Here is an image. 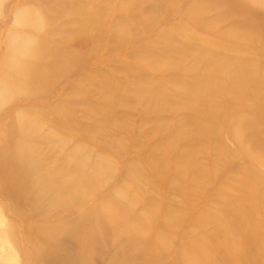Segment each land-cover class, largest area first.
<instances>
[{
    "label": "rangeland",
    "instance_id": "374dc122",
    "mask_svg": "<svg viewBox=\"0 0 264 264\" xmlns=\"http://www.w3.org/2000/svg\"><path fill=\"white\" fill-rule=\"evenodd\" d=\"M0 264H264V0H0Z\"/></svg>",
    "mask_w": 264,
    "mask_h": 264
},
{
    "label": "bare ground",
    "instance_id": "6f19581e",
    "mask_svg": "<svg viewBox=\"0 0 264 264\" xmlns=\"http://www.w3.org/2000/svg\"><path fill=\"white\" fill-rule=\"evenodd\" d=\"M45 50H46V49H45ZM52 54H53V53H52ZM47 55H48V54H47ZM40 57H41V56H40ZM48 57H49V56H48ZM49 58H51V56H50ZM49 58H48V59H49ZM241 198H242L243 200L246 199L245 197H241Z\"/></svg>",
    "mask_w": 264,
    "mask_h": 264
}]
</instances>
